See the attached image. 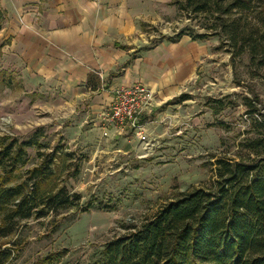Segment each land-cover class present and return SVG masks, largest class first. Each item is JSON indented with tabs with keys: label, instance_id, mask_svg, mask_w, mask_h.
Masks as SVG:
<instances>
[{
	"label": "rangeland",
	"instance_id": "1",
	"mask_svg": "<svg viewBox=\"0 0 264 264\" xmlns=\"http://www.w3.org/2000/svg\"><path fill=\"white\" fill-rule=\"evenodd\" d=\"M137 3V44L129 54L142 57V77L127 85L167 81L165 96L156 101L155 95L142 120L146 149L131 131L103 141L99 131L89 133L92 123L79 115L87 98L77 101L55 80L47 86L21 77L6 67L0 46V144L32 141L13 182L58 150L51 185L80 195L46 217L8 223L12 232L0 237L9 253L2 264H99L109 241L135 231L182 191L210 186L217 158L253 161L246 142L264 137V67L213 32L212 15L181 9L175 0ZM118 71L104 82L117 81ZM91 79L99 85L102 78Z\"/></svg>",
	"mask_w": 264,
	"mask_h": 264
},
{
	"label": "trees",
	"instance_id": "2",
	"mask_svg": "<svg viewBox=\"0 0 264 264\" xmlns=\"http://www.w3.org/2000/svg\"><path fill=\"white\" fill-rule=\"evenodd\" d=\"M175 2L195 14L212 15L213 32L232 50L240 46L252 63L264 67V0ZM1 20L0 12V29ZM87 84L92 85L91 78ZM31 144L30 140L0 144V223L5 224L0 237L12 232L8 223L16 219L43 218L80 199L65 187L51 185L58 150L49 161L30 169L27 179L13 182ZM246 146L255 152V157L249 155L252 162L217 158L210 186L182 191L135 231L109 241L99 264H264V137L251 139ZM8 256L0 246V264Z\"/></svg>",
	"mask_w": 264,
	"mask_h": 264
},
{
	"label": "crops",
	"instance_id": "3",
	"mask_svg": "<svg viewBox=\"0 0 264 264\" xmlns=\"http://www.w3.org/2000/svg\"><path fill=\"white\" fill-rule=\"evenodd\" d=\"M140 8L137 0H0L3 61L23 78L42 79L47 86L55 80L77 101L87 98L79 115L92 123L89 133L99 131L101 141L125 136L128 132L104 136L102 114L112 103L113 88L142 77L137 69L142 57L129 54L136 50ZM118 68L117 81L104 82ZM91 77L101 79L97 88L87 84ZM146 84L156 101L165 96L167 81ZM135 148L138 154L141 146Z\"/></svg>",
	"mask_w": 264,
	"mask_h": 264
},
{
	"label": "built area",
	"instance_id": "4",
	"mask_svg": "<svg viewBox=\"0 0 264 264\" xmlns=\"http://www.w3.org/2000/svg\"><path fill=\"white\" fill-rule=\"evenodd\" d=\"M155 92L145 84L119 86L114 90L113 100L103 111L104 136L110 131L120 134L133 132L144 149L149 145V133L143 117L149 116L155 106Z\"/></svg>",
	"mask_w": 264,
	"mask_h": 264
}]
</instances>
